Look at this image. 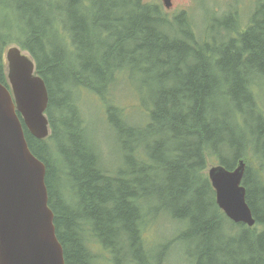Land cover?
<instances>
[{
	"label": "bare ground",
	"instance_id": "obj_1",
	"mask_svg": "<svg viewBox=\"0 0 264 264\" xmlns=\"http://www.w3.org/2000/svg\"><path fill=\"white\" fill-rule=\"evenodd\" d=\"M108 1L94 0V2L88 4L87 1L82 0L81 4L69 7L66 5V0H0V73L4 71L7 50L11 45L19 44L35 60L38 71L46 82L50 96L49 82L40 68L38 56L47 67L59 62L65 76L80 75L89 77L94 68H89V65L86 64L82 65L78 61L79 57L84 56L79 41L74 38L71 25L73 21L77 20L76 22H81L87 28L90 27L94 22L95 15L107 14L108 11H113ZM58 4L63 5V11L57 7ZM47 9L48 13L54 18L47 17L44 14L42 18L38 16L45 13ZM99 9L101 11H98ZM262 11L260 9L254 15V22H259L264 18V12ZM138 16L146 17L144 19L149 24L146 25L149 27H147V30L150 29L157 39H163L166 48L161 51L163 52L162 56L165 55L163 57L170 58L171 55L177 57L180 54L178 48L185 49L186 59L181 58L173 62L177 64L181 71L187 72L190 67L198 66L200 68L201 66L216 79L215 85L205 97L207 106L202 112L204 122L198 126L193 123L192 118L196 114L192 109L194 102H185L186 93L183 89L173 88L175 82L173 83V78H169L162 80L163 82L157 79L153 85H150L148 94L142 100L140 108L128 115V122H125L126 117L120 120H109L101 111L96 110L94 122L92 123L88 118L90 111L88 103L91 101V95L85 91H79L76 95L71 90L65 92L62 86H65L67 77L60 82V79L57 80L54 76L53 68H48L52 79L58 84L56 86L53 81V85L56 86V95L61 97L60 103L63 105L65 112L56 120L52 137L47 141H42L52 153L50 160L55 176L61 180L70 181V179H74L71 165H61L55 161V154L58 151L57 139L54 134L63 143L64 151H69L68 149L72 146L71 136L74 137L75 135V140H78L82 148L89 152L92 168L102 182V186L110 183L106 180L110 179L116 186L122 182L123 187L130 191L140 182L148 189L163 191V200H169L173 208L181 209L185 206L181 203L174 204V198L167 191L174 188L171 184V175L175 171L179 170L183 174L193 171L197 178L200 167L199 163H195L196 160L200 159L204 162L215 159L220 160V153L226 154L227 160L235 157L236 160L241 156L255 154L259 163L256 168L249 169L248 189L251 195L255 196V202L260 209L255 212L254 223L241 226L226 221V229L228 237L239 239L248 237L256 242L258 236L264 234V66L255 56L238 64L237 70L244 72L247 76L246 81H242L241 88L235 92V77L227 74L224 69H210V65L216 68L211 63L212 56L210 53L209 55L208 52L199 54L186 45L173 43L171 37L174 34V26H169L162 16L146 13L140 7L128 9L125 16L113 17V22L107 24V32L100 35L99 38L91 29L88 31L87 36L80 39L83 40V43L89 44L90 50L114 57L124 46L118 45L116 37H119V39L125 38L135 28L133 24L135 21L132 19ZM56 18L68 30L75 46L73 55L64 48L57 34L58 31L65 29L58 23ZM98 19L102 23L110 21L107 17H99ZM47 21H50L52 26L45 27L44 22ZM74 31L79 37L83 32L80 28L78 30L74 29ZM187 31L191 34L197 33L193 27L187 28ZM251 35V43H264V27L253 29ZM87 51L89 50L87 49ZM168 51L169 54H167ZM198 58L202 60H198ZM96 59L102 62L100 58L96 57ZM124 81L125 75H118L114 70L111 71L106 67L104 68L103 83H97V86L106 96H111L114 88L119 86L118 82L124 84ZM132 90L135 99H137V88L133 86ZM166 91L169 92L168 95ZM163 95H167L164 96L168 100L167 107L172 108L171 106H173L174 108L169 112L166 120L170 125L171 119L176 115L185 117V125L178 131H181L187 137V140L175 138L167 129L165 133L154 135L151 139H148L149 146H153L154 151L156 150L155 154L147 149L143 155H140L132 148L122 149V153H120V130L123 125L129 124V126L138 128L141 125L149 124L151 120L153 123L159 122L166 109L165 106H162L164 104ZM210 105L216 111L212 110L208 116ZM107 131L112 134L111 146L113 152L111 154H104L103 151V142H105ZM82 133H84V137ZM141 135L145 137L144 134ZM219 135H225L226 138H219ZM193 144L197 145L196 152L190 153L187 148ZM164 148L171 149L173 156L159 155ZM78 163L80 165L84 164L79 159ZM195 186L197 185L193 184L188 188L191 189L189 192L192 193L189 198H186V201L191 200L190 197L194 195L197 189ZM205 192L208 191L204 189L203 200L214 207L211 197L206 196ZM198 199L197 197L194 200L197 201ZM107 200L108 198L105 202L106 210H116L117 205L114 200L108 202ZM127 202L135 210L133 226L130 227L131 230L124 225L119 226L116 233L120 232L123 237L120 240L112 239L108 241L110 247L102 242L105 237L100 232L97 221L87 215H78L76 225H81L80 230H82L81 236L84 244L94 254V257L89 258L88 264H143L140 236L147 250L159 249L162 243H170L171 247L161 255V257H164L166 254H170L166 264H176L177 259L182 256L179 246L183 237L188 241L191 251L197 256L196 263L200 264L199 258L206 255L205 243L201 237L195 238L192 232L189 234L183 232V229L192 223L191 217L193 218V215L175 214L172 219L158 215L154 218L147 214L146 208L142 205L141 189L139 191L134 190V195L128 197ZM214 213L216 217V208H214ZM152 228L162 229L161 234L157 239L147 241L145 234ZM74 231L78 233L77 226ZM244 233H246V236ZM247 244L249 247L251 246V252L247 248L242 250V253L245 255L250 252L249 259L252 264H258L262 255L259 264H264V250L261 244L257 246ZM221 246L217 251V257L220 258L226 257L224 255L227 254L234 255V251H238L235 245L224 244Z\"/></svg>",
	"mask_w": 264,
	"mask_h": 264
},
{
	"label": "trees",
	"instance_id": "obj_2",
	"mask_svg": "<svg viewBox=\"0 0 264 264\" xmlns=\"http://www.w3.org/2000/svg\"><path fill=\"white\" fill-rule=\"evenodd\" d=\"M66 1V5L69 7L75 4H81L82 2V0ZM85 1H87L88 4L94 2V0ZM108 2L110 8H113V11H108L107 14L95 15L94 22H92L90 27L87 28L81 22H76L77 20L73 21L71 25L74 32V38L79 41L82 50L81 52L84 56L79 57L78 61L82 63V65L86 64L89 65V68H94L89 77H82L80 75H73L71 77L67 75L65 76V72L62 70L59 62H55L47 67L43 60L38 56L40 68L44 72L43 75L49 82V88L51 90L48 115L52 127L55 126L56 120L64 115L65 112L63 105L60 103L61 97L56 95L55 92V88L58 84L51 77L48 69L51 67L53 68L52 72L54 76L57 80L60 79V82L67 77L65 79V86L62 87H64L65 92L71 90L75 95L77 92L82 91L83 87L97 89V87H95L97 86V83H103L104 68L107 67L113 71L114 68L118 67L123 70L125 72L124 82L127 83L128 87L133 88L134 86L137 88V103L134 104L132 108H129V111L126 110V113L117 106L112 107V109L110 108V111L114 119L120 120L126 117L125 122H128V115L134 113L132 111L140 108L142 100L148 94L149 87L150 85H153L154 81L157 79L162 81L173 78V83L175 82L173 88L183 89L186 93L187 98L185 102H194L192 109L197 115H193V123L198 126L200 123L204 122L202 119V112L207 106L205 97L210 93L209 90L215 85L216 79L209 74V71L201 66L200 68L198 66L190 67L187 72L181 71L177 64H174L173 62L181 58L186 59L185 49L178 48L180 49V54L177 57L172 55L170 58L163 57L165 55L162 56L163 52L161 51L166 49L165 43H163L162 38L157 39L150 29L149 31L147 30L148 26L146 25L149 24H147L144 19L146 17L138 16L135 19H132L135 21L133 23L135 28H133L125 38L119 39V37H116L118 45L124 46L114 57H109L101 52L99 54L98 51L90 50L89 44L83 43V40H81L83 37L87 36L88 31L91 29L97 35L96 37L99 38L100 35L107 32V24L113 22V17H121V15L125 16L128 9L133 7H140L146 13L162 16L164 20L168 22L169 26H174V34L171 37L173 43H179L182 46L186 45L189 48L196 50L199 54L208 52L209 55L210 53L212 56L211 63L216 67L214 68L210 65V69H224L227 74L235 77V92L241 88L242 81L245 82L247 76L244 72H239V70H237L238 64L243 60H250L255 56V58H257L264 66V43L259 42L253 44L250 42L252 30L262 29L264 27V18L259 22L253 21L251 25L242 29L240 25L235 26L233 21L230 23L222 22L219 23V26H216V28L208 30L206 33L208 35H200L201 32L195 27V21L191 22V20H187L185 16H180L178 18L174 17L173 19L170 16L163 14V11L157 6L146 4L143 0H109ZM261 2L262 4L259 10L261 9L263 10L262 12H264V0H261ZM57 7L63 11L62 4H58ZM48 9L45 13L38 16H41L40 18H42V15L44 14L47 17L54 18L48 13ZM98 11L101 10L99 9ZM235 15L237 14L235 13ZM59 16L58 19L60 18ZM99 17H107L110 21H108V23H102L99 21ZM58 19V23H60L65 30L58 31L57 34L62 41L64 48L73 55L75 53V46L73 45L65 25H63ZM228 20L230 21V19ZM44 26L50 27L52 25L50 21H47L44 22ZM189 27H193L197 33L191 34L187 31V28ZM79 28L84 32H81L80 37L74 31V29L78 30ZM87 49L89 51H87ZM167 54H169V51ZM96 57L100 58L102 62L97 61ZM198 60L202 59L198 58ZM125 62L127 63L126 65H124ZM53 81L56 86L53 85ZM168 94L169 92H167V95ZM167 95H163L164 104L162 106H165L166 109L163 112L162 118L160 117L159 122L153 123L151 120L149 124L141 125L138 128L129 126V124L123 125V130H120V153H122V149L129 148L135 149L140 155H143L144 151L147 149L154 153L156 150L154 151L155 148L153 146H149L150 142L148 139H151L154 135L165 133L167 129L175 138H181L185 141L187 140V137H185L181 131H178L183 125H185V117L182 115H176V117L171 119L170 125L168 120H166L169 112L174 109L173 106H171L172 108L167 107L168 100L164 97ZM212 110L216 111L215 108L210 105L208 116ZM26 134L33 152L47 165L46 182L49 189V204L55 213L57 232L65 249L66 264H88L89 258L94 257V254L88 250L84 244V240L81 236L82 230H80L81 225H76L78 215H87L89 218H94V220L97 221L100 232L105 237L102 242L109 246L108 241L112 239L120 240L123 237L120 232L116 233L119 226L124 225L129 229L133 226L135 210L127 202V198L134 195V190L139 191L140 189L143 199L142 205L146 208L147 214L154 218L158 215H163V217L169 219H172L175 214L186 216L193 215V218L191 217L192 223L186 226L183 229V232L185 234L192 232L195 235V238L201 237L202 241L205 243L206 255L199 258L200 264H252L249 259L251 246L249 247L247 243L254 246L261 244L264 250L263 233L258 236L256 242H253L248 237H244V239L228 237L226 221L232 224L235 223L232 222L218 206L215 191L210 184L206 172L208 165L214 162V160L208 162H204L200 159L196 160L195 163H199L200 167L197 178L193 171L191 173L183 174L178 170L171 175V184L174 188L167 191L170 193V196L174 198V204L181 203L185 206L181 207V209H176L171 206L169 200H163V191L148 189L140 182L130 191L123 187L122 182L119 181L120 185L116 186L110 179H106L110 183L106 186H102V182L98 179L97 174L92 168V161L89 152H86L80 145V142L75 140V135L74 137L73 135L71 136L72 146L68 149L69 151H64L63 143L54 134V137L57 139L58 151V153L55 154V161L61 165H71L74 176V179L72 178L70 181L58 179L51 166L50 156H52V153L49 147L42 142L49 140L52 135L47 139L41 140L31 135L29 132ZM141 134H144L145 137ZM82 136H85L84 133H82ZM219 138H226V136L219 135ZM196 148L197 145L193 144L191 147H188L187 150L190 153H194L196 152ZM159 155L165 157L173 156L171 149L169 150L167 148H164ZM220 156V160L215 159L217 160L216 163H220L229 169H235L240 161L246 162L247 168L243 181L247 187V198L255 216L256 210L258 211L260 207L255 202V196L251 195V192L248 189V180L249 169L257 167L259 163L258 157L255 154H248L238 157L236 160V157L227 160L226 154L220 153ZM78 159L84 164L80 165ZM193 184L197 185L195 186L197 189L195 190L194 195L190 197L191 200L186 201V198H189V195L192 193L189 192L191 189L188 188ZM204 189L208 191L207 193L205 192L206 196L211 197V202H213L212 204H214V207L203 200ZM256 196L259 197L258 194H256ZM197 197L199 199L195 201L194 199ZM106 198H108L107 202L109 200H114L117 205L116 210H106ZM214 208L217 210L216 217ZM238 225L242 226L244 224ZM76 226L79 230L78 233L74 231ZM244 235L246 236V233H244ZM180 242L181 245L179 248L181 249L182 257L188 260L190 264H197V256H195V253L189 248L188 241L182 237ZM140 244L142 247L143 264H166L168 262L170 254H166L164 257H161V255L171 247L170 243H162L159 249L147 250L143 245L140 236ZM224 244L235 245V248H237L238 251H234V255L227 254L224 255L226 257H217L218 249ZM247 248H249L250 252L244 255L242 250ZM261 257L258 264L260 263Z\"/></svg>",
	"mask_w": 264,
	"mask_h": 264
},
{
	"label": "water",
	"instance_id": "obj_3",
	"mask_svg": "<svg viewBox=\"0 0 264 264\" xmlns=\"http://www.w3.org/2000/svg\"><path fill=\"white\" fill-rule=\"evenodd\" d=\"M25 74L19 68L13 80ZM26 92L33 104L16 91L18 108L32 132L42 137L47 129L38 130L36 122L47 106L46 86L32 84ZM15 118V105L4 90L0 93V264H63V246L54 235L53 212L48 206L46 166L31 152L24 134L9 124ZM242 167L230 171L216 166L209 174L218 205L235 221L252 224L255 218L241 184Z\"/></svg>",
	"mask_w": 264,
	"mask_h": 264
},
{
	"label": "rangeland",
	"instance_id": "obj_4",
	"mask_svg": "<svg viewBox=\"0 0 264 264\" xmlns=\"http://www.w3.org/2000/svg\"><path fill=\"white\" fill-rule=\"evenodd\" d=\"M254 1L255 0H174L175 7L172 10V12L175 11L176 12L175 14H178L180 12L185 13L186 11H189V8H187L186 6H189L193 3V7L195 6L202 11L200 14L195 13V15L199 16V20L210 22L215 26H219V23L222 22L230 23L231 21H229L228 19H233L235 13L237 14V9H239V7H243L242 10H240L239 12L240 14L238 17L239 21L237 23V25H240L242 27L245 25V20H246L245 8L248 7L250 9ZM205 9H210L217 14L212 16L211 12ZM126 64L127 63L125 62L124 65ZM113 70L118 75H125V72L118 67L114 68ZM121 84L122 83L118 82L119 87L121 86ZM125 103L129 108H132V106L137 103L133 92L128 93V98L126 99ZM97 105L99 111V104ZM94 114H95V110L94 107L91 105L90 111L88 113V118L92 123L94 122ZM111 141H112V134L110 131H107L105 142H103L104 154H111L113 152ZM214 162H217V160H214ZM161 231L162 229H157V228L150 229L145 234L147 241L157 239L160 236ZM176 264H190V262L184 259L182 256H180L177 259Z\"/></svg>",
	"mask_w": 264,
	"mask_h": 264
}]
</instances>
